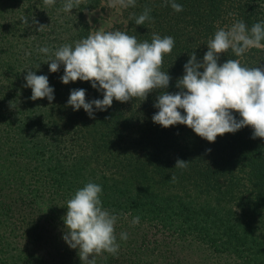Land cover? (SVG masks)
<instances>
[{"label":"trees","instance_id":"16d2710c","mask_svg":"<svg viewBox=\"0 0 264 264\" xmlns=\"http://www.w3.org/2000/svg\"><path fill=\"white\" fill-rule=\"evenodd\" d=\"M102 1L82 0L64 12L66 0L53 6L0 0V264H82L78 250L63 240L62 217L68 199L88 182L101 185L103 207L118 217V254L104 252L96 264H264V139H252L250 126L211 143L185 125L164 128L152 120L161 90L145 101L113 100L106 111L93 106V117L67 105L73 89H85L86 101L103 94L91 82L63 84L64 66L50 72L48 55L37 49L74 47L87 38L89 15ZM175 2L183 11L165 0L119 7L109 30L138 42L150 43L153 33L174 38L161 66L171 76L170 93L179 91L189 55L194 51L202 61L218 28L243 21L250 29L264 21V0ZM146 7L153 19L135 25L129 17ZM228 59L249 68L264 65V47L242 57L229 50L218 63ZM28 70L48 76L53 101L30 99ZM177 159L188 167L175 168ZM136 216L139 224L132 226Z\"/></svg>","mask_w":264,"mask_h":264},{"label":"clouds","instance_id":"9594fccd","mask_svg":"<svg viewBox=\"0 0 264 264\" xmlns=\"http://www.w3.org/2000/svg\"><path fill=\"white\" fill-rule=\"evenodd\" d=\"M55 2L43 0L45 6H53ZM81 3L82 0H66L62 10L70 12ZM135 4L136 0H108L107 6L126 9ZM168 4L177 13L183 11V6L175 0H165V5ZM151 11L146 7L138 17L129 18L134 19L135 25H144L153 19ZM22 22L27 25L28 19L25 17ZM261 41H264V21L253 24L250 29L243 21L218 28L207 42L208 50L202 61H198L194 51L189 55L183 66L184 74L176 82L179 91L175 93L167 91L171 76L161 71L164 55L170 54L175 45L172 36L162 38L153 33L149 43L138 42L135 36L119 30L96 31L75 42L74 47L65 44L53 51L45 46L37 51L48 55L45 63L50 72L56 73L64 66L60 77L63 84L77 80L91 82L92 88L102 92V99L86 101L85 89L71 90L67 105L74 111L83 108L93 117V106L106 111L113 100L124 103L140 98L145 101L149 93L161 90L154 104L158 111L152 117L153 122L164 128L185 125L211 143L217 136L235 133L246 126L253 129L252 139H264V65L244 67L240 59L218 63L220 54L231 50L236 57H242L252 48L264 47ZM25 80L24 87L32 91L31 100H54V88L49 86L48 76L28 70ZM187 167L188 161L177 159L175 168ZM102 191L101 185L86 183L68 199L67 212L62 217L63 240L71 249L78 250L82 264H96V256L104 252L116 256L119 251L115 235L118 217L103 207ZM139 220V216L134 217L131 225L139 224ZM120 239L126 241L128 234L120 233Z\"/></svg>","mask_w":264,"mask_h":264},{"label":"rangeland","instance_id":"374dc122","mask_svg":"<svg viewBox=\"0 0 264 264\" xmlns=\"http://www.w3.org/2000/svg\"><path fill=\"white\" fill-rule=\"evenodd\" d=\"M108 0L102 1V7L90 13L89 18L92 24V33L96 31H109L113 22L120 18V8H109Z\"/></svg>","mask_w":264,"mask_h":264}]
</instances>
